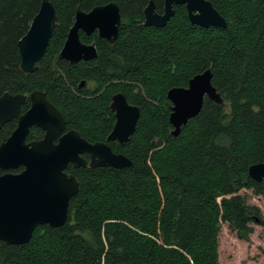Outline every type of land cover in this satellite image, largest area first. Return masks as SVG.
Listing matches in <instances>:
<instances>
[{"label":"trees","instance_id":"trees-1","mask_svg":"<svg viewBox=\"0 0 264 264\" xmlns=\"http://www.w3.org/2000/svg\"><path fill=\"white\" fill-rule=\"evenodd\" d=\"M50 1L55 28L36 71L24 73L17 41L41 0H0V95L42 90L67 126L99 142L115 120L111 97L122 93L140 117L127 141L110 146L132 163L69 167L79 188L66 222L37 226L25 244L0 241V264H220L223 224L243 241L254 225L264 229V214L241 192L264 195V179L248 175L250 165L264 160V0H209L225 27L192 24L183 5L154 27L143 24L149 0ZM109 1L122 16L115 42L80 34L96 43L97 57L59 59L76 8ZM154 3L161 11L163 0ZM207 68L223 103L205 97L200 112L172 135L167 91ZM81 80L86 87L78 86ZM14 126L0 129V142Z\"/></svg>","mask_w":264,"mask_h":264},{"label":"water","instance_id":"water-1","mask_svg":"<svg viewBox=\"0 0 264 264\" xmlns=\"http://www.w3.org/2000/svg\"><path fill=\"white\" fill-rule=\"evenodd\" d=\"M175 5L184 6L192 24L202 27L226 26L224 17L209 0H163L161 13L156 11L154 0H149L143 10L144 25L164 26L174 15ZM56 19L52 2L41 0L28 30L17 41L22 72L36 71ZM121 19L119 6L113 1L94 6L86 12L77 7L58 58L70 64L95 58V45L83 43L79 32L90 35L97 30L99 37L113 43ZM166 95L171 102L169 122L174 136L200 112L205 97L215 103H223L220 93L212 84L210 68L193 75L186 86L170 88ZM26 98L21 93L5 92L0 95V128L6 122L17 119V126L0 142V241L7 244L27 243L39 225L56 228L66 222L69 202L77 193L79 183L77 177L68 174L65 169L68 163H73L75 167L85 165L81 152L90 154L91 167L130 166L131 160L122 153L112 151L108 142L121 144L127 141L140 117L136 105L130 104L122 93H115L109 105L115 117L112 129L105 142L90 143L74 129L64 132L66 122L63 114L41 90L29 93L30 108L20 113ZM32 126L40 128L44 135L38 140L27 141ZM248 175L261 182L264 179V160L250 165Z\"/></svg>","mask_w":264,"mask_h":264},{"label":"rangeland","instance_id":"rangeland-1","mask_svg":"<svg viewBox=\"0 0 264 264\" xmlns=\"http://www.w3.org/2000/svg\"><path fill=\"white\" fill-rule=\"evenodd\" d=\"M241 192L248 195L249 202L257 205L264 214V195H254L250 190ZM218 260L220 264H264V229L254 225L250 239L243 241L223 224L218 240Z\"/></svg>","mask_w":264,"mask_h":264},{"label":"flooded vegetation","instance_id":"flooded-vegetation-1","mask_svg":"<svg viewBox=\"0 0 264 264\" xmlns=\"http://www.w3.org/2000/svg\"><path fill=\"white\" fill-rule=\"evenodd\" d=\"M109 2H111V1H109ZM114 2V1H113ZM108 3V2H107ZM116 3V2H115ZM104 4H106V3H104ZM117 4V3H116ZM98 5H103V4H98ZM95 6H97V5H95ZM176 6V5H175ZM94 7V6H93ZM92 7V8H93ZM146 7V6H145ZM144 7V8H145ZM173 8H174V6H173ZM162 9H163V7H162ZM90 10V9H89ZM89 10H87V11H89ZM119 10H120V8H119ZM144 10V9H143ZM157 11V10H156ZM86 12V11H85ZM157 12H159V13H161L162 12V10L161 11H157ZM120 14H121V12H120ZM121 18H122V16H121ZM143 20H144V15H143ZM73 21H74V19H73ZM121 22H122V19H121ZM121 24V23H120ZM143 24H144V22H143ZM97 33V30H95V31H93L91 34H93V33ZM80 34H83L84 36H86V37H89L90 35H85L82 31H80L79 32V36H80ZM97 36L99 37V35H98V33H97ZM99 38H101V37H99ZM81 39V38H80ZM101 39H103V40H105L104 38H101ZM82 41V40H81ZM106 41V40H105ZM83 43H85V44H91V43H93L94 45H95V48H96V43L95 42H93V41H91V42H89V43H86V42H84V41H82ZM106 42H108V41H106ZM115 42V41H114ZM113 42V43H114ZM109 43V42H108ZM113 43H109V44H113ZM96 50H97V48H96ZM97 57V56H96ZM60 59V58H59ZM94 59V58H93ZM92 60V59H91ZM66 61V60H65ZM80 61H84V60H80ZM80 61H78V62H80ZM87 61H89V60H87ZM68 62V61H67ZM78 62H76V63H78ZM69 63V62H68ZM73 64H75V63H73ZM86 84H87V82L85 81V80H81L80 82H79V84H78V86H84V87H86ZM36 90V89H35ZM39 90V89H38ZM34 91V90H33ZM42 91V90H41ZM32 92V91H31ZM30 92V93H31ZM44 92V91H43ZM9 93V92H8ZM45 93V92H44ZM11 94H13V93H11ZM16 94V93H15ZM22 94V93H21ZM46 94V93H45ZM24 95H26L27 96V98H26V100H25V102L21 105V107H20V113H24L26 110H28L29 108H30V100H29V98H28V95L29 94H24ZM114 95V94H113ZM112 95V96H113ZM47 96V95H46ZM48 98V97H47ZM112 98V97H111ZM49 100V99H48ZM28 101V105H27V107L25 108V109H22V106L26 103ZM50 101V100H49ZM51 102V101H50ZM111 102V101H110ZM52 103V102H51ZM53 104V103H52ZM55 105V104H54ZM110 105V104H109ZM55 107L62 113V111L55 105ZM110 108V107H109ZM111 110V109H110ZM63 114V113H62ZM113 115H114V113H113ZM63 116H64V114H63ZM64 118H65V116H64ZM114 119H115V117H114ZM11 121H15V126H14V128L17 126V119L16 118H14V119H12ZM115 121V120H114ZM8 122H10V121H8ZM8 122H6V123H8ZM65 122H66V119H65ZM5 123V124H6ZM4 124V125H5ZM114 124V123H113ZM3 125V126H4ZM2 126V127H3ZM1 127V128H2ZM0 128V129H1ZM13 128V129H14ZM12 129V130H13ZM32 129H38V131H34L35 133V135H34V137H32V138H30V139H28V136H29V134H30V132H31V130ZM70 129H74V130H76L75 128H73V127H69V126H67V123H66V126H65V130H64V132H66V131H68V130H70ZM112 129V128H111ZM78 133H79V135L83 138V139H85V140H87L85 137H83L81 134H80V132L78 131V130H76ZM12 132V131H11ZM10 132V133H11ZM38 132V133H37ZM29 134H28V136H27V141H30V140H38V139H40V138H42L43 137V135H44V132L40 129V128H38V127H36V126H32L31 128H30V131H29ZM10 135V134H9ZM8 135V136H9ZM108 135V134H107ZM7 136V137H8ZM107 137V136H106ZM4 141V140H3ZM88 142H90V143H95V141H90V140H87ZM106 141V138H105V140L104 141H99V142H105ZM2 142V141H1ZM112 142H108V144L110 145ZM113 143H116V144H119V143H117L116 141H113ZM122 144V143H121ZM112 148V147H111ZM112 151H114L113 149H112ZM80 156H81V158L83 159V160H85V165H80V166H78V167H75L74 166V164L73 163H68V165H67V168L65 169V171L68 173V174H73V175H75L74 173H72V172H68L67 170H68V168L69 167H71V169L72 170H78V169H86V168H90V169H94L95 167H91L90 166V162H91V156H90V154L88 153V152H86V151H83V152H81L80 153ZM96 167H99V166H96ZM102 167H105V166H102ZM14 171H17V170H14ZM0 173H2V171H0ZM76 176V175H75ZM78 179V178H77ZM79 183V182H78Z\"/></svg>","mask_w":264,"mask_h":264}]
</instances>
